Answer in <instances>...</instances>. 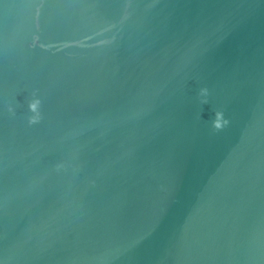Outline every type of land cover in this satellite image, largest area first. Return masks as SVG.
Masks as SVG:
<instances>
[{
	"label": "water",
	"instance_id": "water-1",
	"mask_svg": "<svg viewBox=\"0 0 264 264\" xmlns=\"http://www.w3.org/2000/svg\"><path fill=\"white\" fill-rule=\"evenodd\" d=\"M0 264H264V0H0Z\"/></svg>",
	"mask_w": 264,
	"mask_h": 264
}]
</instances>
